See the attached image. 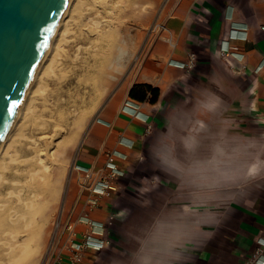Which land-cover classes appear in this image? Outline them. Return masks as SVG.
Listing matches in <instances>:
<instances>
[{"label":"crops","instance_id":"0c3cea01","mask_svg":"<svg viewBox=\"0 0 264 264\" xmlns=\"http://www.w3.org/2000/svg\"><path fill=\"white\" fill-rule=\"evenodd\" d=\"M189 18L191 24L187 23ZM262 26L264 0H181L166 20L162 36L150 41V28L143 31L136 27L129 39L109 47L112 50L104 56L98 95L74 148L63 199L64 219L73 220L75 240L80 241L88 227L83 220L86 216L95 222L94 240L102 243L86 247L75 264H104L109 256L123 252L124 244L116 231L118 221L111 219L116 210L113 205L117 197L119 206L130 204L126 197L134 192L129 185L138 183L136 177L153 172L147 160L138 163L132 173L127 165L142 147L145 129L156 122L157 105L184 92L181 83L167 92L171 81H183L189 72V83L205 80L217 62L230 73L235 85L227 101L231 114L242 128L264 131ZM225 45L232 48L224 49ZM190 53L194 54V68L192 64H174L187 62ZM134 83L157 87V98L149 101L130 96ZM107 161L116 163L122 174L111 179L113 188L107 194L97 195L95 206H89L84 185L94 182L100 169H107ZM122 185L125 195L118 190ZM230 207L228 217L194 252V264H264V187L247 199L233 200ZM258 248L261 251L256 253ZM58 253L52 264H67L69 249L59 244Z\"/></svg>","mask_w":264,"mask_h":264},{"label":"clouds","instance_id":"9594fccd","mask_svg":"<svg viewBox=\"0 0 264 264\" xmlns=\"http://www.w3.org/2000/svg\"><path fill=\"white\" fill-rule=\"evenodd\" d=\"M189 75L169 83L167 92L178 83L184 92L157 105L156 122L127 165L132 173L147 160L153 172L129 185L130 204L115 199L111 219L124 250L104 264H194V252L228 217L232 201L264 187V131L242 128L231 114L230 73L214 61L205 80L189 83Z\"/></svg>","mask_w":264,"mask_h":264},{"label":"rangeland","instance_id":"374dc122","mask_svg":"<svg viewBox=\"0 0 264 264\" xmlns=\"http://www.w3.org/2000/svg\"><path fill=\"white\" fill-rule=\"evenodd\" d=\"M161 2L162 0H80L79 5L70 10L72 14L65 12L64 17H69V28L66 26L69 31H66L65 40L61 41V47L56 50L55 64L45 75L44 87L33 101L34 109L28 114L18 112L20 103L4 135L13 141L9 147L11 155L5 159L6 168L4 167L5 171L3 170L0 179V203L3 208L5 205L8 207V219L3 216L5 219L0 222V229L9 227L14 232L18 231L15 236L9 228V232L4 228L0 237L3 239L8 233L5 239H11L6 240L9 244L6 243L7 247L10 249L11 246H16L20 249L18 239L32 234L29 240L32 250L26 253L20 264H52L54 261L55 241L59 232L57 222L64 217L63 199L72 155L81 128L99 92L98 81L104 56L117 41L129 39L136 27L143 31L149 30L157 17ZM57 23L54 31L58 27ZM52 35L53 32L48 42L54 38L55 35ZM25 97L26 91L23 98ZM2 139L0 147L2 146L3 151L5 147L3 148ZM19 195L21 196L18 197ZM21 198L26 200V204L34 202V206L31 203L29 205L35 207L36 212L33 219L24 223L25 225L20 224L24 221L20 218L21 222L14 226V230L13 225L19 221L17 218L14 222L16 218L8 210H12L15 204L17 210H14L17 212V206L24 201ZM5 203H11L13 207ZM6 219L12 226L3 225ZM7 220L6 224L9 223ZM1 244L6 249L3 250L0 246V255L3 252L0 264L6 259L7 253L9 255L6 244ZM17 248L12 250L16 251Z\"/></svg>","mask_w":264,"mask_h":264},{"label":"water","instance_id":"95a60500","mask_svg":"<svg viewBox=\"0 0 264 264\" xmlns=\"http://www.w3.org/2000/svg\"><path fill=\"white\" fill-rule=\"evenodd\" d=\"M67 0H0V139L21 103Z\"/></svg>","mask_w":264,"mask_h":264},{"label":"bare ground","instance_id":"6f19581e","mask_svg":"<svg viewBox=\"0 0 264 264\" xmlns=\"http://www.w3.org/2000/svg\"><path fill=\"white\" fill-rule=\"evenodd\" d=\"M82 1V0H81ZM84 1V0H83ZM74 2V3H73ZM78 3H80V0H67L66 1V3H65V5H64V8H63V10H62V14L60 15V17H61V19H60V17H59V22L57 23L58 24V27H56L57 29H55V31H56V33H55V31L53 30L52 32H53V35L52 36H54V38L53 39H51L50 40V42H48L49 44H47V46H46V48H45V50H44V52L42 53V56H41V63H39L40 64V66H38V67H36L35 68V71H34V74H33V76H32V79H31V81H30V83H29V85H28V87L26 88V97H25V99L23 98L22 99V101H21V107H19L18 108V112H21V113H27V112H32L31 111V109H34L33 108V101H34V99H35V97H36V95H38V93L40 92V90H42V88L44 87L43 85H44V78L47 76L46 74H48L49 73V70H50V67L53 65L54 66V64H53V62H54V59H55V56H57L56 55V50H58L59 48V46H60V43H61V41H63V39L65 38L64 36H65V33H66V31H69L68 29H66L68 26H67V21H68V19H69V17H67V16H65L64 17V14H65V12L67 11H69V12H71L72 11V9L74 10V7H77V5H79ZM90 3V2H89ZM81 4H82V2H81ZM88 4V3H87ZM91 6V5H90ZM91 8V7H90ZM71 10V11H70ZM79 12V11H78ZM73 12H71V14H72ZM69 14V13H68ZM70 16V15H69ZM76 23V22H75ZM61 24V25H60ZM74 24V23H73ZM67 26V27H66ZM69 28V27H68ZM69 33V32H68ZM67 33V34H68ZM65 40V39H64ZM62 44V43H61ZM61 47V46H60ZM57 53H59V52H57ZM56 68V67H55ZM51 69H52V67H51ZM46 75V76H45ZM93 107V106H92ZM38 108V107H37ZM90 109V108H89ZM17 112V113H18ZM90 112V111H89ZM34 113V112H33ZM32 113V114H33ZM28 114V113H27ZM31 115V114H30ZM29 115V116H30ZM23 116H25V115H23ZM24 125V124H23ZM18 128V127H17ZM24 128V127H23ZM9 135V134H8ZM11 137H12V135H11ZM9 137L7 136V137H3V143H2V145H4L3 146V148L5 147V149H3V151H2V146L0 147V179H1V176L3 175V170L6 168L5 167V159H6V157H8L9 158V156L11 155V152H10V154H9V151H10V148L9 147H11V143H12V141H13V139L12 140H10V138L8 139ZM8 140H10V141H8ZM5 143V144H4ZM32 144V143H31ZM39 150V149H38ZM42 151V150H41ZM36 153V152H35ZM13 155V154H12ZM13 159V158H12ZM16 160V159H15ZM7 162V161H6ZM10 166V165H9ZM13 166V165H12ZM5 167V168H4ZM37 169V168H36ZM16 170V169H15ZM5 171V170H4ZM6 179V178H5ZM1 181V180H0ZM5 181V180H4ZM2 183V182H1ZM2 185V184H1ZM11 191V190H10ZM9 192V191H8ZM32 192V191H31ZM10 195V194H9ZM2 196V195H1ZM0 196V197H1ZM5 196V195H4ZM21 195H19L18 197H20ZM23 196V195H22ZM9 197V196H8ZM2 198V197H1ZM26 198V197H25ZM29 198V197H28ZM32 198V197H31ZM5 199H7V198H5ZM21 199H23V198H21ZM24 200V199H23ZM28 200V199H27ZM0 201H1V199H0ZM29 201V200H28ZM27 201V202H28ZM31 201V200H30ZM22 202V201H21ZM2 203H4V201L2 202ZM20 203V202H19ZM23 203V204H22ZM22 203H20L21 205H18L17 203V207L19 208L18 209V211L16 212L15 210H17L16 208H15V204H14V207H13V209L12 210H8V211H10V213H11V215H12V217L14 216V218H16V220L14 221V222H16L17 221V218H18V221L19 222H16V224H14L13 225V229H14V226H16L17 225V223H20L21 222V220H24V221H26V222H24L23 221V223H20L21 225L23 224V225H25L24 223H26L27 224V222H29L30 220H32L33 218H32V216H33V214L36 212L35 210H34V208H32L34 205V202H30L32 205V207L29 205L30 203H27L26 204V200H24ZM5 204H8V206H10L11 207V203H10V205H9V203H5ZM2 204L0 203V206H1ZM29 205V206H28ZM6 206L7 205H5L4 207L5 208H3V205H2V207H0V222L1 221H4V219L5 218H3V216L5 215V217H7V214H8V212H7V209H8V207L6 208ZM11 207V208H12ZM29 207H31V208H29ZM14 208H15V210H14ZM33 210H34V212H33ZM9 213V214H10ZM10 215V216H11ZM35 215V214H34ZM34 217V216H33ZM20 218H23V219H21L20 220ZM7 219H8V217H7ZM6 219V220H7ZM12 219V218H11ZM6 220H5V222H6ZM7 221H9V220H7ZM5 222H3V225H5V226H12V224L10 223V221H9V223L11 224H6ZM19 227H21L20 225H18ZM17 226V227H18ZM1 227H2V225H1ZM17 227H15V228H17ZM18 227V228H19ZM4 228L5 229H7V231H8V228H6V227H3V228H1V229H3V230H1L0 231V234L4 231ZM17 228V229H18ZM22 228H23V226H22ZM28 228V227H27ZM26 228V229H27ZM10 229V228H9ZM14 230H16V229H14ZM9 231H13L12 229H10ZM8 231V232H9ZM18 231V230H17ZM17 231H13V234L16 236V232ZM5 232H6V230H5ZM18 233H20V232H18ZM4 234H6V233H4ZM12 234V235H13ZM8 235V233L5 235V236H3V239L0 237V244L1 243H3V244H6L7 243V241L6 240H10L11 238H10V236H8L10 239H5L6 238V236ZM1 236V235H0ZM30 236H31V238H32V234L30 235V233H29V236L27 235H25V236H22V238H20V239H18V246H20V249H18L16 246H14L15 248H17V249H15L16 251H14V250H12V248L14 249V247H12L11 246V252H10V249L8 248L9 246V244L7 245L6 244V247L8 248L7 250H9V255H8V253H7V257H6V259L3 261V262H1V264H20V262H21V259H23L24 258V256H26L27 254H28V252H30L31 250H32V248L29 246V240H30ZM14 240V239H13ZM16 241V240H15ZM11 243H12V240H11ZM1 246V248H2V244L0 245ZM4 247H5V245H4ZM31 248V249H30ZM3 249V248H2ZM4 249H6V248H4ZM3 249V250H4ZM1 250V249H0ZM18 250V251H17ZM2 253L3 252H1V255H2ZM27 253V254H26ZM0 255V256H1ZM4 256H5V252H4ZM2 258H3V256H1Z\"/></svg>","mask_w":264,"mask_h":264},{"label":"built area","instance_id":"2783aa9c","mask_svg":"<svg viewBox=\"0 0 264 264\" xmlns=\"http://www.w3.org/2000/svg\"><path fill=\"white\" fill-rule=\"evenodd\" d=\"M181 0H162L157 17L155 18L153 24L150 27L149 32V40L162 36V31L166 29V20L173 16L176 7L180 3ZM264 29V26H262ZM244 37V36H242ZM232 46L226 45L224 49H230ZM194 54L190 53V58L187 62H175V65L183 66L188 65L191 66L193 61ZM107 169L103 171L99 170V176L94 182H89L84 185L88 189V197L86 199L89 206H95L97 204V195L107 194L108 190L113 188L111 184V179L117 177L122 174V170L116 165V163L112 161L106 162ZM88 175V173L86 174ZM81 219V218H77ZM83 220L88 224V227L84 230L80 241H76L75 237L77 231L74 228L73 220L70 219H60L57 222V226L59 228V232L55 241V256L54 260L59 257L58 253V245L62 244V247H66L70 251L69 259L67 264H75L82 257L83 251L88 246H98L99 242L102 243V240H94V232L96 231L94 226L95 222L89 217L83 216ZM100 229L102 224L99 223ZM67 231V232H65ZM63 238L62 242L61 239ZM97 243V244H96ZM261 248L256 250V253H259Z\"/></svg>","mask_w":264,"mask_h":264},{"label":"trees","instance_id":"16d2710c","mask_svg":"<svg viewBox=\"0 0 264 264\" xmlns=\"http://www.w3.org/2000/svg\"><path fill=\"white\" fill-rule=\"evenodd\" d=\"M128 93L138 99L147 98L149 101H154L158 96V88L148 83H134Z\"/></svg>","mask_w":264,"mask_h":264},{"label":"snow or ice","instance_id":"6c2138e0","mask_svg":"<svg viewBox=\"0 0 264 264\" xmlns=\"http://www.w3.org/2000/svg\"><path fill=\"white\" fill-rule=\"evenodd\" d=\"M234 34V33H233ZM225 47H226V45H225ZM142 118H146V117H142ZM262 243H264V241H262Z\"/></svg>","mask_w":264,"mask_h":264}]
</instances>
